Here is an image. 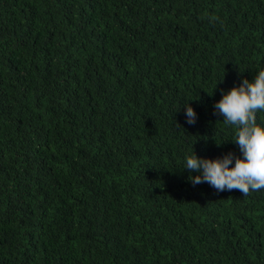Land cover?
Returning a JSON list of instances; mask_svg holds the SVG:
<instances>
[{
  "label": "trees",
  "instance_id": "trees-1",
  "mask_svg": "<svg viewBox=\"0 0 264 264\" xmlns=\"http://www.w3.org/2000/svg\"><path fill=\"white\" fill-rule=\"evenodd\" d=\"M260 67L264 0H0V264H264V188L183 168Z\"/></svg>",
  "mask_w": 264,
  "mask_h": 264
},
{
  "label": "clouds",
  "instance_id": "clouds-1",
  "mask_svg": "<svg viewBox=\"0 0 264 264\" xmlns=\"http://www.w3.org/2000/svg\"><path fill=\"white\" fill-rule=\"evenodd\" d=\"M214 114L235 128L233 140L240 155L227 152L222 156H198L193 147L183 161V168L189 170L193 184L207 182L217 191L239 189L247 194L249 190L264 188V121H257V113L264 112V67H260L252 79L242 78L238 85L228 90L221 89V97L215 101ZM185 123L196 121L193 107L184 104Z\"/></svg>",
  "mask_w": 264,
  "mask_h": 264
}]
</instances>
